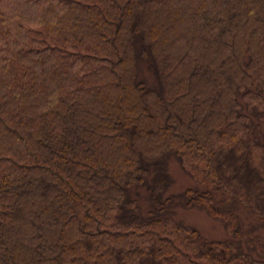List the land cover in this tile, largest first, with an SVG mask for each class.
Returning <instances> with one entry per match:
<instances>
[{
	"label": "trees",
	"instance_id": "16d2710c",
	"mask_svg": "<svg viewBox=\"0 0 264 264\" xmlns=\"http://www.w3.org/2000/svg\"><path fill=\"white\" fill-rule=\"evenodd\" d=\"M0 264H264V0H0Z\"/></svg>",
	"mask_w": 264,
	"mask_h": 264
},
{
	"label": "rangeland",
	"instance_id": "374dc122",
	"mask_svg": "<svg viewBox=\"0 0 264 264\" xmlns=\"http://www.w3.org/2000/svg\"><path fill=\"white\" fill-rule=\"evenodd\" d=\"M171 173L176 179L177 189H184L190 185L191 180L186 174H183L181 168L174 163L171 165ZM179 218L188 226L196 229L202 236L207 239L223 238L222 225L210 218L204 211L197 209L183 211L180 210Z\"/></svg>",
	"mask_w": 264,
	"mask_h": 264
}]
</instances>
